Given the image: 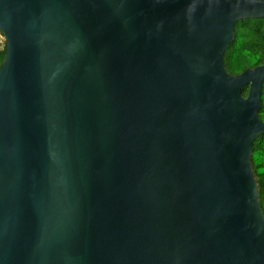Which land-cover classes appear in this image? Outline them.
Masks as SVG:
<instances>
[{
	"label": "water",
	"instance_id": "water-1",
	"mask_svg": "<svg viewBox=\"0 0 264 264\" xmlns=\"http://www.w3.org/2000/svg\"><path fill=\"white\" fill-rule=\"evenodd\" d=\"M262 17L264 0H0V264H264V63L224 65L235 21Z\"/></svg>",
	"mask_w": 264,
	"mask_h": 264
},
{
	"label": "trees",
	"instance_id": "trees-1",
	"mask_svg": "<svg viewBox=\"0 0 264 264\" xmlns=\"http://www.w3.org/2000/svg\"><path fill=\"white\" fill-rule=\"evenodd\" d=\"M4 58V43L0 47V64ZM264 63V17L245 18L234 23V39L227 45L224 52V65L231 74H236L246 67ZM248 87L241 88L247 94ZM261 105L259 117L264 121V80L261 86ZM254 176L258 183L259 201L264 214V132L252 146L250 156Z\"/></svg>",
	"mask_w": 264,
	"mask_h": 264
},
{
	"label": "rangeland",
	"instance_id": "rangeland-1",
	"mask_svg": "<svg viewBox=\"0 0 264 264\" xmlns=\"http://www.w3.org/2000/svg\"><path fill=\"white\" fill-rule=\"evenodd\" d=\"M3 43H4V40H3V37H2V35L0 33V47H2Z\"/></svg>",
	"mask_w": 264,
	"mask_h": 264
}]
</instances>
